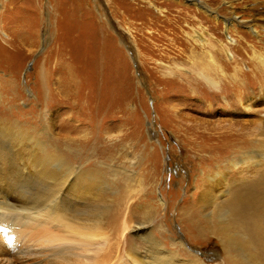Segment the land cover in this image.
<instances>
[{"label": "rangeland", "instance_id": "1", "mask_svg": "<svg viewBox=\"0 0 264 264\" xmlns=\"http://www.w3.org/2000/svg\"><path fill=\"white\" fill-rule=\"evenodd\" d=\"M258 57L264 0H0V223L23 231L10 253L0 231V264H78L36 254L51 232L47 214L77 209L102 212L113 242L94 264H122L127 249L143 254L153 240L204 264H231L215 234L223 202L248 188L253 214L264 210ZM229 131L248 144L224 140ZM226 143L230 154L208 153ZM249 150L259 164L229 166ZM61 175L96 188L77 202L84 207ZM259 225L261 257L264 218Z\"/></svg>", "mask_w": 264, "mask_h": 264}, {"label": "bare ground", "instance_id": "2", "mask_svg": "<svg viewBox=\"0 0 264 264\" xmlns=\"http://www.w3.org/2000/svg\"><path fill=\"white\" fill-rule=\"evenodd\" d=\"M258 60L260 61V64L264 68V59L258 57ZM198 75L206 83H208L211 86H214V83L212 82V80L209 77L203 75L202 71H200ZM247 130L248 131H246V137L249 138V135L252 136L253 132L251 130V127H247ZM221 136L222 135H220L218 138L220 139ZM222 138H224V140L228 138H232L234 142H237L238 140H241V141L246 140L245 138H241L238 135L232 134L231 131H229V133L228 132L224 133ZM244 143L248 144L247 141H244ZM252 145L253 144L251 143V146ZM233 146L234 144L226 143L224 145H220L218 148H215L213 145V147H210V149H207V150H208V153L217 151L216 155L228 154L231 150V147ZM262 147L264 148V144H262ZM222 152H226V153H222ZM259 157H263V156L257 154L256 152H253L252 150H249L248 152L240 154L238 158L233 157L229 161L228 164L232 169L237 168L238 165H245V166L256 165L259 163L256 162L255 159ZM210 158H213V155H211ZM217 175L218 174H216V176ZM42 176L47 178L48 179V180L46 179L47 181L55 180L54 182L56 183V179L52 171H45V173ZM68 180L73 183L70 188V193L72 197L74 198V202L76 206L80 208L83 202L82 203H77V202L79 201L81 202V199L83 200L87 196L88 197L90 195L93 196L91 192L93 190L95 191L96 188L91 187L89 182L86 180L81 181L80 178L76 175L74 179H70L69 175L60 176V182L63 185V187ZM251 185L253 186V183ZM62 190L64 192L65 188L64 189L62 188ZM62 190H59V191L62 192ZM61 192H58V194ZM95 198L96 197L92 198L93 201ZM56 200H54L56 201L53 203L54 205H57L59 203L57 198ZM223 203L224 205H226L228 213L225 212L221 214V212H219L217 219H218L220 227L215 228L216 229L215 234L220 236V241L222 243L224 253L227 256L229 255L232 256L233 260L230 259V256L228 258L231 260L230 263L231 264H260L262 263L261 259L264 260V255H261L260 257V254H257L258 252L257 253L255 252H256V243L259 240L261 231H262V228L259 225V220L264 218V210L258 208V210L253 214L255 208H257L258 206L256 195L253 194L251 190L247 188L243 194H234L232 198L227 199ZM81 207H84V206H81ZM78 211H79L78 209L75 211V215H72L70 211L69 212L66 211L64 213H58L55 211H51L49 212V214H47L46 218L51 219V220H50V223L46 224L50 226H45V227H47V229L51 232L44 233L46 236V239L43 241V246L45 247L43 251H38L36 252V254L41 255V257L45 256L47 257L48 260L58 259L60 257L72 255V257L77 259L78 264H94L93 261L96 255L106 245L108 246L111 243L110 233L107 232L106 228H104V225L102 223L103 218H104V216L102 215V212H97V216H95V215H90L89 212H87L85 215L84 213H81V212L80 214ZM225 214L226 216H228L229 222H231L230 224L226 223ZM33 221H37V217L35 215H33L32 218H30V222H33ZM1 226L2 224L0 223V231L4 232L5 238L7 240H11L10 246L7 247V250L10 253V251L12 252L14 248L13 245L18 244L17 246H19L20 239L23 236V231H20V227H18V229H15V225L13 224H10V225L5 224L4 227H1ZM39 226H41V224H39ZM140 229H143V228H139V230H136V232H139ZM232 231L233 232L236 231L235 235L231 233ZM240 231L245 234L237 233ZM235 236H238V239H236ZM31 242H33L32 244L33 247H36L37 244L34 238L31 239ZM44 243H47V244L44 245ZM111 244H113V242ZM17 246L15 247V249L18 248ZM169 247H171V249L170 248L166 249L162 243L153 240L152 242L148 244V248L143 252V254L139 253L137 250H134L133 248L130 251L127 249L124 252V256L122 258L123 259L122 264H204L200 260L189 259V256H184V251L180 249V245L177 243H174L173 241H171V243L169 244ZM38 249L40 250V246L38 247ZM36 250L37 248H35V251ZM251 251L255 253V257L254 256L251 257V255H249V252ZM0 252H1V249H0ZM20 252L23 254L27 253L26 250H23ZM32 252H33L32 254H34V251ZM261 252H264V250ZM181 255H183L184 257ZM31 257L36 258L37 256L35 257L31 256ZM180 257L186 260L180 259ZM185 257H187L188 259ZM258 258L260 259V262H258L259 261Z\"/></svg>", "mask_w": 264, "mask_h": 264}]
</instances>
